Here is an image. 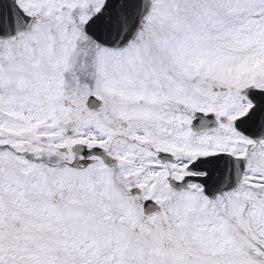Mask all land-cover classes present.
<instances>
[{"label": "snow or ice", "instance_id": "obj_1", "mask_svg": "<svg viewBox=\"0 0 264 264\" xmlns=\"http://www.w3.org/2000/svg\"><path fill=\"white\" fill-rule=\"evenodd\" d=\"M0 264H264V0H0Z\"/></svg>", "mask_w": 264, "mask_h": 264}]
</instances>
